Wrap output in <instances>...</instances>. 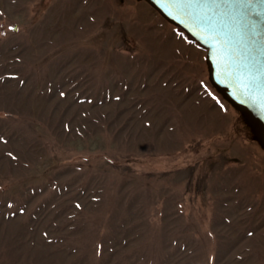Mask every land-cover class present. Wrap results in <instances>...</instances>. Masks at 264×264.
<instances>
[{"label": "rangeland", "instance_id": "374dc122", "mask_svg": "<svg viewBox=\"0 0 264 264\" xmlns=\"http://www.w3.org/2000/svg\"><path fill=\"white\" fill-rule=\"evenodd\" d=\"M0 264H264V152L145 2L0 0Z\"/></svg>", "mask_w": 264, "mask_h": 264}, {"label": "water", "instance_id": "95a60500", "mask_svg": "<svg viewBox=\"0 0 264 264\" xmlns=\"http://www.w3.org/2000/svg\"><path fill=\"white\" fill-rule=\"evenodd\" d=\"M145 2L168 24L205 50L209 84L240 116L250 139L264 152V28L254 32L239 17L179 0ZM264 7V6H262ZM211 17L209 27L203 17Z\"/></svg>", "mask_w": 264, "mask_h": 264}, {"label": "snow or ice", "instance_id": "6c2138e0", "mask_svg": "<svg viewBox=\"0 0 264 264\" xmlns=\"http://www.w3.org/2000/svg\"><path fill=\"white\" fill-rule=\"evenodd\" d=\"M180 3L188 5H202L220 10V14H231L233 18L239 17L238 22L246 29L253 32L257 28H264V0H179ZM203 22L209 27L216 25L211 17H203Z\"/></svg>", "mask_w": 264, "mask_h": 264}]
</instances>
